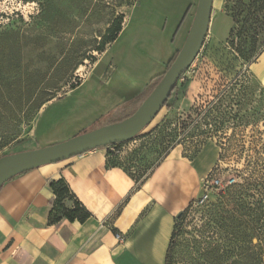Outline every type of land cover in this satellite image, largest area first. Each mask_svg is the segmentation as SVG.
<instances>
[{
  "label": "rangeland",
  "instance_id": "obj_1",
  "mask_svg": "<svg viewBox=\"0 0 264 264\" xmlns=\"http://www.w3.org/2000/svg\"><path fill=\"white\" fill-rule=\"evenodd\" d=\"M197 3L0 0V156L33 149L35 129L44 147L106 124L122 94L142 91L161 71L157 59L169 57L175 31L186 14L192 23ZM219 7L171 98L152 124L123 144L126 152L119 158L140 183L178 145L191 157L207 146L202 158L207 166L217 155L201 194L176 222L165 264H264V48L243 60L227 42L232 20ZM141 15L145 23L139 25ZM132 17L131 28L121 30L104 52L97 50L113 23L123 28ZM110 63L118 69L107 87L100 74ZM182 92L201 110L184 131L179 118L166 112ZM52 97L39 117L50 101L42 103ZM14 133L17 142H11ZM216 178L221 185L213 187Z\"/></svg>",
  "mask_w": 264,
  "mask_h": 264
},
{
  "label": "crops",
  "instance_id": "obj_2",
  "mask_svg": "<svg viewBox=\"0 0 264 264\" xmlns=\"http://www.w3.org/2000/svg\"><path fill=\"white\" fill-rule=\"evenodd\" d=\"M217 4L225 11V0H213V10ZM187 15L175 31L169 57L157 59L161 71L156 75L166 70L169 60L181 48L178 42L183 43L191 25ZM144 18L137 16L136 22L139 20L142 25ZM133 20H128L122 30L131 28ZM176 22L177 19L172 22V30ZM117 69L110 63L106 71L101 70V83L110 87ZM156 75L148 79L142 91L130 97L122 94L106 124L133 113L151 91ZM118 83L120 87L121 79ZM187 98L195 103L188 93L182 92L173 107L166 108L167 115L179 118L180 107ZM36 132L35 129L34 148L40 147ZM206 148L191 157L184 146L178 145L140 183L119 161L126 152L124 145L116 154L99 147L17 175L0 189V264H165L177 215L199 197L202 180L216 162L217 155L210 166L202 160ZM57 177L66 180L75 198L90 211L85 222L66 218L57 223L49 221L55 199L50 180ZM71 205L67 202V206ZM117 232L125 236L124 241L116 238Z\"/></svg>",
  "mask_w": 264,
  "mask_h": 264
},
{
  "label": "water",
  "instance_id": "obj_3",
  "mask_svg": "<svg viewBox=\"0 0 264 264\" xmlns=\"http://www.w3.org/2000/svg\"><path fill=\"white\" fill-rule=\"evenodd\" d=\"M213 0H198L186 39L162 78L143 99L138 108L123 119L109 123L58 143L6 154L0 157V189L26 171L46 164L62 162L99 147L124 143L145 130L165 107L178 81L191 67L212 22ZM180 212L177 217H180Z\"/></svg>",
  "mask_w": 264,
  "mask_h": 264
},
{
  "label": "trees",
  "instance_id": "obj_4",
  "mask_svg": "<svg viewBox=\"0 0 264 264\" xmlns=\"http://www.w3.org/2000/svg\"><path fill=\"white\" fill-rule=\"evenodd\" d=\"M225 2V11L226 9L229 11H226V13L232 20V27L227 42H229V44L231 45H235L240 57L243 60L249 62L253 58L257 57V55L260 54L264 48V0H225ZM121 30L122 26L120 22H117V24L113 23L108 29L110 35L100 43L97 50L104 52L105 45L110 42L113 43L119 36ZM178 51L179 49L177 50L176 54L178 53ZM175 56L169 60L166 70L173 62ZM165 71L153 77L152 88L162 78ZM77 86H73L72 89L76 88ZM51 100H53V97L49 98L47 101H44L42 105H45L46 102H49ZM200 113L201 110L195 103H191L188 98L185 99L180 107L178 121L179 129L181 131L186 130L194 122V120H196L200 116ZM12 138L14 139H12L11 142H17L19 140V135H16L14 133ZM124 143H116L110 145L109 147H107V150L110 154H116ZM14 152L18 151L5 152L1 156ZM50 186L55 194V199L52 202L53 209L49 214V221L51 223H57L63 218H66L72 222L78 221L80 223H83L91 216L90 211L79 200L75 198V195L71 192L69 185L63 177L52 178L50 180ZM67 202H72V205L67 206ZM191 204L184 211H186L191 206ZM178 219L179 217H177L176 222ZM174 232L172 234L170 246L173 243ZM169 249L166 256L167 261L169 258ZM255 257L258 263L262 262L261 254L256 252Z\"/></svg>",
  "mask_w": 264,
  "mask_h": 264
},
{
  "label": "built area",
  "instance_id": "obj_5",
  "mask_svg": "<svg viewBox=\"0 0 264 264\" xmlns=\"http://www.w3.org/2000/svg\"><path fill=\"white\" fill-rule=\"evenodd\" d=\"M110 146V145H109ZM109 146H106L105 148L109 147ZM210 185L211 186H219L221 185V180L219 178H216V179H213L211 182H210ZM116 238L122 242L125 240V236L119 232L116 233Z\"/></svg>",
  "mask_w": 264,
  "mask_h": 264
}]
</instances>
